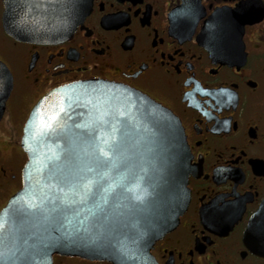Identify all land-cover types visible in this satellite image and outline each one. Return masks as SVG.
Returning a JSON list of instances; mask_svg holds the SVG:
<instances>
[{
    "label": "flooded vegetation",
    "instance_id": "obj_1",
    "mask_svg": "<svg viewBox=\"0 0 264 264\" xmlns=\"http://www.w3.org/2000/svg\"><path fill=\"white\" fill-rule=\"evenodd\" d=\"M13 1L19 9L29 0ZM246 1L188 0L180 14L183 0H89L70 37L32 44L6 35L0 0V64L10 84L0 113V211L22 187L23 129L41 98L71 84L111 82L166 108L188 148V204L145 264H264L243 241L264 202V10L226 61L197 38L215 11Z\"/></svg>",
    "mask_w": 264,
    "mask_h": 264
},
{
    "label": "water",
    "instance_id": "obj_2",
    "mask_svg": "<svg viewBox=\"0 0 264 264\" xmlns=\"http://www.w3.org/2000/svg\"><path fill=\"white\" fill-rule=\"evenodd\" d=\"M3 3L4 32L21 43L64 40L89 13V0ZM263 10L254 0L217 10L197 38L226 61ZM2 68L0 113L10 92ZM26 121L22 187L0 211V264H53L54 254L145 264L189 201L188 148L173 115L147 95L99 80L46 94ZM250 219L243 241L264 261V202Z\"/></svg>",
    "mask_w": 264,
    "mask_h": 264
},
{
    "label": "snow or ice",
    "instance_id": "obj_3",
    "mask_svg": "<svg viewBox=\"0 0 264 264\" xmlns=\"http://www.w3.org/2000/svg\"><path fill=\"white\" fill-rule=\"evenodd\" d=\"M101 152L103 151L102 149L100 150ZM3 227V224L2 223H0V228H2Z\"/></svg>",
    "mask_w": 264,
    "mask_h": 264
}]
</instances>
